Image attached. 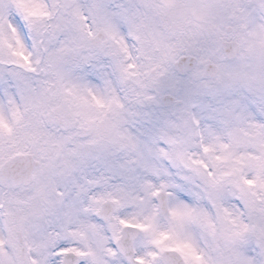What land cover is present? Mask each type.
<instances>
[{
  "label": "snow or ice",
  "instance_id": "obj_1",
  "mask_svg": "<svg viewBox=\"0 0 264 264\" xmlns=\"http://www.w3.org/2000/svg\"><path fill=\"white\" fill-rule=\"evenodd\" d=\"M0 264H264V0H0Z\"/></svg>",
  "mask_w": 264,
  "mask_h": 264
}]
</instances>
